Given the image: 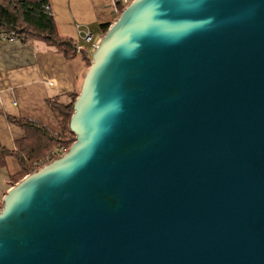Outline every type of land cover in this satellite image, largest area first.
I'll return each mask as SVG.
<instances>
[{"label": "water", "instance_id": "obj_1", "mask_svg": "<svg viewBox=\"0 0 264 264\" xmlns=\"http://www.w3.org/2000/svg\"><path fill=\"white\" fill-rule=\"evenodd\" d=\"M72 108L0 264H264V0H131Z\"/></svg>", "mask_w": 264, "mask_h": 264}, {"label": "crops", "instance_id": "obj_2", "mask_svg": "<svg viewBox=\"0 0 264 264\" xmlns=\"http://www.w3.org/2000/svg\"><path fill=\"white\" fill-rule=\"evenodd\" d=\"M57 33L75 46L87 44L92 55L103 35L101 24H111L114 15L111 0H48ZM91 39L85 42L83 34ZM90 63V62H89ZM86 67L80 55L67 60L54 46L38 38H0V146L11 150L23 138L24 130L7 118L35 120L55 130L57 122L47 101L70 102V93L80 86ZM18 169L12 157L0 167V202L12 186L10 175Z\"/></svg>", "mask_w": 264, "mask_h": 264}, {"label": "trees", "instance_id": "obj_3", "mask_svg": "<svg viewBox=\"0 0 264 264\" xmlns=\"http://www.w3.org/2000/svg\"><path fill=\"white\" fill-rule=\"evenodd\" d=\"M122 10V9H121ZM120 10V11H121ZM119 15H114V19ZM109 24H101L104 34ZM5 40L20 39L23 42L38 38L54 46L67 60L75 56V44L69 38L60 36L50 11L48 0H0V36ZM87 44L81 50L85 67L89 66L91 55ZM78 89L72 91L70 102L61 104L56 100L47 101V106L54 115L57 128L52 130L38 121L12 117L7 118L17 123L24 130L23 138L16 141L11 150L0 146V167L6 165V159L12 157L18 169L10 175V183L14 185L25 175L37 169L36 162L42 160L49 163L62 156L71 146L74 134L69 129V120L73 112V102ZM61 150L59 153H56ZM2 202H0V208Z\"/></svg>", "mask_w": 264, "mask_h": 264}, {"label": "built area", "instance_id": "obj_4", "mask_svg": "<svg viewBox=\"0 0 264 264\" xmlns=\"http://www.w3.org/2000/svg\"><path fill=\"white\" fill-rule=\"evenodd\" d=\"M131 0H111V7L113 14H118L121 9H123ZM83 39L85 42L90 41L91 34L89 32H85L83 34ZM1 39H5L3 35L0 36ZM11 40V39H9ZM96 47V46H95ZM82 48L79 46H75V54L80 55ZM61 150H58L56 153H59ZM43 161H37L36 166L37 168H40L41 165H43Z\"/></svg>", "mask_w": 264, "mask_h": 264}, {"label": "rangeland", "instance_id": "obj_5", "mask_svg": "<svg viewBox=\"0 0 264 264\" xmlns=\"http://www.w3.org/2000/svg\"><path fill=\"white\" fill-rule=\"evenodd\" d=\"M120 12H121V11H120ZM120 12H119V13H120ZM117 17H118V16H117ZM117 17H116V18H117ZM115 20H116V19H114L113 21H115ZM80 84H81V83H80ZM79 88H80V86L78 87V91H79ZM73 140H75V137H74V136H73ZM72 143H73V142H72ZM40 161H41V160H40ZM47 163H48V162H47ZM47 163H45V164H47ZM45 164H43V165H45ZM43 165H41L40 167H42ZM37 169H38V168H37ZM37 169H36V170H37ZM36 170H35V171H36Z\"/></svg>", "mask_w": 264, "mask_h": 264}]
</instances>
